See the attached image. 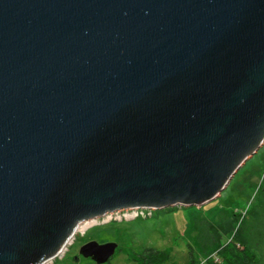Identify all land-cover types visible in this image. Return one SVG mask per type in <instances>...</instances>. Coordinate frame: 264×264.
<instances>
[{
	"label": "water",
	"instance_id": "water-1",
	"mask_svg": "<svg viewBox=\"0 0 264 264\" xmlns=\"http://www.w3.org/2000/svg\"><path fill=\"white\" fill-rule=\"evenodd\" d=\"M263 145L264 0H0V264L207 205Z\"/></svg>",
	"mask_w": 264,
	"mask_h": 264
},
{
	"label": "rangeland",
	"instance_id": "rangeland-1",
	"mask_svg": "<svg viewBox=\"0 0 264 264\" xmlns=\"http://www.w3.org/2000/svg\"><path fill=\"white\" fill-rule=\"evenodd\" d=\"M263 180L264 145L243 165L221 196L213 202L196 208L152 210L151 216L146 219L125 220L122 218L125 213H122L118 215L121 219L96 220L94 224L100 225L91 224L84 232H77L61 256L48 264H97L80 254V248L90 241L117 245L114 256L105 264H130L132 257L146 248L170 250L173 264H188V246L192 245L193 240L188 239L185 233L192 219L198 216L214 219L226 210L245 213L255 203Z\"/></svg>",
	"mask_w": 264,
	"mask_h": 264
},
{
	"label": "trees",
	"instance_id": "trees-1",
	"mask_svg": "<svg viewBox=\"0 0 264 264\" xmlns=\"http://www.w3.org/2000/svg\"><path fill=\"white\" fill-rule=\"evenodd\" d=\"M188 264H264V180L255 203L243 212L222 211L214 219H192ZM130 264H173L170 250L146 248Z\"/></svg>",
	"mask_w": 264,
	"mask_h": 264
},
{
	"label": "built area",
	"instance_id": "built-area-1",
	"mask_svg": "<svg viewBox=\"0 0 264 264\" xmlns=\"http://www.w3.org/2000/svg\"><path fill=\"white\" fill-rule=\"evenodd\" d=\"M122 213H125V214L122 215V218H124L125 220H128V219H138V218H144V219H146L145 217H147V216L150 217L151 216L150 215L151 210H147V209L128 210V211H123V212H118V213L110 214L108 216H113L112 218H114V219H117V218L121 219V217H118V215L119 214H122ZM144 213H146V214H144ZM109 221H111V220H109ZM98 225H100V224H94L92 226H98ZM84 231H82V232H84Z\"/></svg>",
	"mask_w": 264,
	"mask_h": 264
},
{
	"label": "bare ground",
	"instance_id": "bare-ground-1",
	"mask_svg": "<svg viewBox=\"0 0 264 264\" xmlns=\"http://www.w3.org/2000/svg\"><path fill=\"white\" fill-rule=\"evenodd\" d=\"M101 219H102V218H101ZM104 219L111 220L112 217H111V216H105ZM97 220H99V219H97ZM95 222H96V220H95V221H89V222H87V223H85V224L79 226L77 232L79 233V232L84 231L89 225L94 224ZM77 232H76V233H77ZM72 239H73V238H72ZM72 239H71V240H72ZM71 240H70L69 244L72 242ZM64 251H65V249L63 250V252H64Z\"/></svg>",
	"mask_w": 264,
	"mask_h": 264
}]
</instances>
